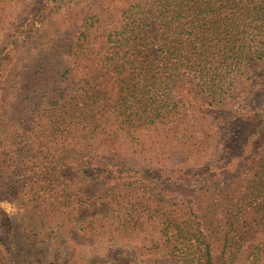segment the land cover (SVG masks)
Returning a JSON list of instances; mask_svg holds the SVG:
<instances>
[{
	"label": "trees",
	"instance_id": "trees-1",
	"mask_svg": "<svg viewBox=\"0 0 264 264\" xmlns=\"http://www.w3.org/2000/svg\"><path fill=\"white\" fill-rule=\"evenodd\" d=\"M84 3L0 51V264H264V0Z\"/></svg>",
	"mask_w": 264,
	"mask_h": 264
},
{
	"label": "rangeland",
	"instance_id": "rangeland-1",
	"mask_svg": "<svg viewBox=\"0 0 264 264\" xmlns=\"http://www.w3.org/2000/svg\"><path fill=\"white\" fill-rule=\"evenodd\" d=\"M110 0H58L55 3L49 0H25L21 5L17 6L11 11L10 16L0 34V51L4 48L8 50L10 44H14L16 47H22L27 43L41 44L45 40L49 41L51 38H47L49 35L48 31L53 26H58L64 14H73L69 12V8L75 3L85 2L83 6L86 7L85 14H91L98 7L109 5ZM113 1V0H111ZM122 0H116V2ZM82 6V7H83ZM77 13V12H76ZM75 13V14H76ZM58 16V17H57ZM68 20V19H67ZM77 21L74 16H71V21ZM79 23V22H78ZM86 23L91 24L90 21ZM83 23V24H86ZM81 24V23H79ZM20 25L17 29L16 27ZM23 26V27H21ZM149 37H155L160 34V25L158 22H153L152 27L148 29ZM17 36L15 37L14 35ZM15 37V38H14ZM11 41V42H10ZM10 42V43H9ZM9 43V44H8ZM264 72V64L261 67H256L255 71L251 73V77L257 79L262 76ZM194 174H199L195 173ZM216 182L217 185L223 186L228 181L234 179L231 174L225 175L218 172ZM156 175V174H155ZM13 225L18 228V236L21 237L23 232L21 231V221L18 217L15 206L8 202H2L0 204V227L2 231H6L8 227ZM26 244L28 241L23 238L22 241ZM28 245V243H27ZM42 254L36 252L32 253V260L34 263L39 264L42 262ZM54 258V257H53ZM31 260V259H29ZM93 264H145L146 259L134 250L127 248H112L106 250H100L99 254L91 260ZM54 263V261H52ZM55 264V263H54ZM58 264H70V259L65 254ZM248 264H260L256 260L254 261L253 256L250 258Z\"/></svg>",
	"mask_w": 264,
	"mask_h": 264
}]
</instances>
